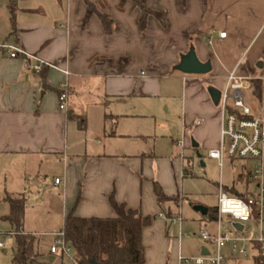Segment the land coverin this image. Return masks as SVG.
<instances>
[{
	"label": "crops",
	"instance_id": "0c3cea01",
	"mask_svg": "<svg viewBox=\"0 0 264 264\" xmlns=\"http://www.w3.org/2000/svg\"><path fill=\"white\" fill-rule=\"evenodd\" d=\"M90 1L112 22L111 29L83 0H15L13 27L9 0H0V42L70 72L66 76L44 67L36 74L33 61L0 51V171L10 177L8 186L17 188L27 180L38 187L41 178L44 183L54 178L47 185L56 191L63 225L71 212L81 218H114V194L119 204L153 219L143 231L147 264H178L182 237H171L174 225L160 215L181 214L188 158L217 162L207 153L220 144L222 120L209 89L221 91L232 71L260 79L261 99L255 90L250 93L259 101L256 117H264V0H143L156 14L148 18L145 31L130 1ZM220 5L230 13L218 16ZM207 9L215 14L206 16ZM235 10L260 13L255 22H238ZM223 31L224 39L219 37ZM192 47L201 62H211L210 73L174 70ZM65 83L72 113L59 109ZM56 179L61 184L55 185ZM220 185L243 192L244 171L229 186L222 180ZM159 191L180 198L179 204L159 205ZM7 194L24 195L19 189ZM201 216L203 224L212 226L201 229L214 231V221ZM25 226L24 220L23 233ZM52 243L46 248L40 238V264L53 256L63 264L60 254L50 252ZM206 249L188 257L207 254Z\"/></svg>",
	"mask_w": 264,
	"mask_h": 264
},
{
	"label": "built area",
	"instance_id": "2783aa9c",
	"mask_svg": "<svg viewBox=\"0 0 264 264\" xmlns=\"http://www.w3.org/2000/svg\"><path fill=\"white\" fill-rule=\"evenodd\" d=\"M214 37L213 33L209 35L210 45ZM219 37L226 38L227 32H220ZM0 51L12 59L22 57L27 62L33 61L35 64L31 68L36 74H40L44 67H50L70 75L68 70L42 60L20 46L0 42ZM259 80L254 76H241L236 71L227 75L218 105L222 120L220 144L209 150L207 156L217 161L220 168L226 160L241 163L245 176L244 191L231 195L222 185L219 186L215 230L201 229L197 234L198 239L211 248L206 249L207 254L198 257L179 253L178 264H232L233 260L241 258L255 264V258L264 259V117H254L244 102V94L253 92ZM59 109L66 113H72L74 109L66 83L62 85ZM202 122L199 120L197 125ZM59 184L61 180L56 179L55 185ZM160 217L179 227L180 238L184 235L180 213L172 217L161 214ZM235 224L242 225L243 229L238 230ZM3 235L15 237L17 233L9 231ZM49 235L53 238L52 254H60L71 264H79L73 248L65 242L62 230ZM0 248H4V243L0 242Z\"/></svg>",
	"mask_w": 264,
	"mask_h": 264
},
{
	"label": "trees",
	"instance_id": "16d2710c",
	"mask_svg": "<svg viewBox=\"0 0 264 264\" xmlns=\"http://www.w3.org/2000/svg\"><path fill=\"white\" fill-rule=\"evenodd\" d=\"M83 1L99 17L106 30L112 28V22L98 11L90 0ZM128 1L134 9L140 11V27L142 31H145L148 18L156 14L143 0ZM8 6L11 22L15 27V0H9ZM42 72L43 69L40 73ZM255 93L261 99L262 87L258 82ZM192 160V158L187 159L184 178L191 177L193 174ZM225 191L231 195L239 194L234 189H225ZM157 198L159 205L167 201H174L177 204L180 202V198L168 197L162 191L158 192ZM4 200L8 203L10 211L1 220L8 222L12 230L17 233L12 264H36L35 260L40 255L38 251L40 236L22 232L26 198L24 195L6 194ZM110 205L116 214L114 218H81L74 212L65 218L62 228L64 240L73 248L75 260L79 264H92V262L97 264H147L143 246V231L151 225L153 219L144 217L137 210L127 209L124 204H119L114 194L110 197ZM207 218L215 221L217 208L209 210ZM255 264H264V259L255 258Z\"/></svg>",
	"mask_w": 264,
	"mask_h": 264
},
{
	"label": "rangeland",
	"instance_id": "374dc122",
	"mask_svg": "<svg viewBox=\"0 0 264 264\" xmlns=\"http://www.w3.org/2000/svg\"><path fill=\"white\" fill-rule=\"evenodd\" d=\"M224 6L217 7L216 14L218 16L228 15L230 12L224 10ZM215 11L207 9L206 16L215 14ZM258 11H232L233 16H239L238 22H255L254 20L258 16ZM224 17V16H223ZM257 20V19H256ZM244 102L248 105L254 117L256 112L259 111V101L255 95L251 93L244 94ZM205 163V167L200 165V162ZM191 177H186L183 180L181 193L182 199V211L181 216L185 219L182 236V253L184 256L191 255L193 253H199L202 247L209 248L210 246L198 241L197 234L201 228L207 227L212 229V226L203 224L202 216L195 211L196 206H204L209 210H215L218 204L219 185L222 180V184L229 186L232 181L242 172L241 163H231L229 160L224 162L222 168L218 166L217 162L210 161L205 156L197 158L193 156L192 160ZM8 173V172H7ZM222 177V179H221ZM10 177L0 171V216L8 212L9 205L4 201V197L7 193H11L16 189L24 193L27 199V208L25 213V233H37L40 235L42 244L49 248L51 238L50 232H59L63 228V219L61 213L58 211L57 195H55V189L47 185L49 182L53 183L54 178L45 182V186L42 178L37 184L38 187L32 184V180L25 181L24 186H8ZM9 187V188H8ZM11 189V191H10ZM239 191L243 190V186H239ZM10 191V192H9ZM175 203V202H174ZM178 205L177 203H175ZM51 213V214H50ZM192 218H195L196 222H192ZM13 231L8 222L0 219V242L4 243V248H0V264H12V259L15 254V237H6L3 235L6 232ZM169 235L171 237L179 236V229L177 226H172L169 229ZM39 247V246H38ZM211 248V247H210ZM45 249V248H44ZM172 248H170V251ZM39 251V250H38ZM198 257V256H197ZM58 257L53 256L51 259H46L47 264H58ZM64 264H71V262L64 258ZM36 264H40L38 258L35 260ZM238 264H253L252 261L241 258Z\"/></svg>",
	"mask_w": 264,
	"mask_h": 264
},
{
	"label": "water",
	"instance_id": "95a60500",
	"mask_svg": "<svg viewBox=\"0 0 264 264\" xmlns=\"http://www.w3.org/2000/svg\"><path fill=\"white\" fill-rule=\"evenodd\" d=\"M175 71L186 75H206L212 71L211 62H201L196 55L194 48H190V50L181 56L180 63L174 67ZM209 93L213 100V103L218 106L221 98V91L215 88H210ZM195 210L198 211L201 215H208V208L204 206H196ZM235 227L238 230H242L243 226L240 224H235ZM205 254V252H204ZM92 264H97L96 262H92Z\"/></svg>",
	"mask_w": 264,
	"mask_h": 264
}]
</instances>
